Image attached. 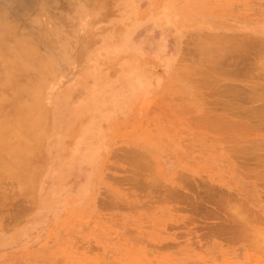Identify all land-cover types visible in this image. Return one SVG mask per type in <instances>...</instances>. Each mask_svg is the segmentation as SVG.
I'll list each match as a JSON object with an SVG mask.
<instances>
[{
  "label": "rangeland",
  "instance_id": "rangeland-1",
  "mask_svg": "<svg viewBox=\"0 0 264 264\" xmlns=\"http://www.w3.org/2000/svg\"><path fill=\"white\" fill-rule=\"evenodd\" d=\"M263 67L264 0H0V264H264Z\"/></svg>",
  "mask_w": 264,
  "mask_h": 264
},
{
  "label": "bare ground",
  "instance_id": "bare-ground-1",
  "mask_svg": "<svg viewBox=\"0 0 264 264\" xmlns=\"http://www.w3.org/2000/svg\"><path fill=\"white\" fill-rule=\"evenodd\" d=\"M7 1H8V0H7ZM10 1H11V0H10ZM23 2H24V1H23ZM2 6H3V5H2ZM1 9H2V8H1ZM2 10H3V9H2ZM2 12H3V11H2ZM3 14H5V13H3ZM1 15H2V14H1ZM5 15H6V14H5ZM3 16H4V15H3ZM5 18H6V17H5ZM2 22H3V21H2ZM2 25H3V24H2ZM189 42H190V40H189ZM217 42H218V41H217ZM219 42H220V41H219ZM219 42H218V43H219ZM223 43H224V42H223ZM232 44H234V43H232ZM221 45H222V42H221ZM234 45H235V44H234ZM219 46H220V45H219ZM238 46H239V45H238ZM216 47H217V46H216ZM232 47H235V46H232ZM242 47H243V46H242ZM223 48H224V47H222V49H221V54H222V50H223ZM226 48H227V47H226ZM228 48H229V47H228ZM238 48H240V46H239ZM212 49H213V48H212ZM210 50H211V49H210ZM227 50H228V49H227ZM234 50H235V49H234ZM224 51H225V49H224ZM224 51H223V52H224ZM211 52H212V51H211ZM211 52H210V53H211ZM214 52L216 53V51H214ZM218 52H219V50H218ZM226 52H228V51H226ZM207 53H208V52H207ZM213 54H214V53H213ZM211 55H212V54H211ZM257 55H258V54H257ZM211 58H212V57H211ZM211 58H210V59H211ZM205 59H206V58H205ZM210 59H209V61H210ZM214 59H215V58H214ZM256 59L258 60L257 56H256ZM256 59L254 60V63H255V61H257ZM11 61H12V60H11ZM245 61H246V60H245ZM249 61H250V60H249ZM251 61H252V60H251ZM251 61H250V62H251ZM259 61H260V60H259ZM232 62H233V61H232ZM243 63H245V62H243ZM246 63H247V62H246ZM248 64H249V63H248ZM250 64H252V63H250ZM250 64H249V65H250ZM233 65H234V64H233ZM241 65H242V64H241ZM243 65H244V64H243ZM245 65H246V64H245ZM245 65H244V66H245ZM234 66H236V65H234ZM259 66H260V64H259ZM257 67H258V66H257ZM260 67H261V66H260ZM240 68H242V66H240ZM240 68L237 67V70L240 69ZM255 68H256V67H255ZM263 68H264V67H263ZM11 69H12V68H11ZM12 70H13V69H12ZM253 70H254V68H253ZM253 70H252V71H253ZM256 70H257V68H256ZM1 71H2V70H1ZM230 71H232V70H230ZM234 71H235V70H234ZM238 71H240V70H238ZM235 72L237 73V71H235ZM239 73H240V72H239ZM229 74L231 75V74H233V73L231 72V73H229ZM262 74H264V73H262ZM4 75H6V74H4ZM244 75H245V74H244ZM237 76H238V74H237ZM239 76H240V74H239ZM242 76H243V75H242ZM261 76H263V75H261ZM3 77H4V76H3ZM257 77H258V75H257ZM259 77H260V76H259ZM209 78H210V77H209ZM209 78H208V79H209ZM260 78H261V77H260ZM5 79H6V78H5ZM204 80H205V79H204ZM6 82H7V81H6ZM200 83H201V81H200ZM204 84H205V83H204ZM207 84H208V83H207ZM210 84H211V83H210ZM251 87H253V88H251ZM261 87H262V86H261ZM250 88H251L252 92L258 91V90H257V86H255V87H254V86H250ZM263 88H264V87H263ZM228 91H229V90H228ZM237 91H238V90H237ZM239 91H240V90H239ZM240 92H241V91H240ZM242 92H243V91H242ZM242 92H241V93H242ZM246 92H247V91H246ZM259 92H260V93H258V94L256 93V95H259L260 98H261V99H260V98H259V99L262 100V101L264 102V89H263L262 92H261V91H259ZM226 93H227V91H226ZM237 93H238V92H237ZM237 93H235L236 96H237ZM254 94H255V93H254ZM241 95H242V94H241ZM248 95H249V94H247V96H248ZM226 96H227V95H226ZM233 96H234V95H233ZM239 98H241V97H239ZM237 99H238V98H237ZM263 105H264V103H263ZM259 109H260V108H259ZM261 110H262V109H261ZM263 111H264V110H262V112H263ZM263 113H264V112H263ZM263 113H261V114H263ZM261 114H260V115H261ZM260 117H261V116H260ZM262 117L264 118V116H262ZM263 120H264V119H263ZM259 140H260V139H259ZM259 142H260V141H259ZM256 145H258V144H256ZM252 146H253V145H252ZM254 146H255V145H254ZM258 146H259V145H258ZM247 147H248V146H247ZM238 148H239V147H238ZM242 148H243V147H242ZM245 148H246V147H245ZM245 148H244V149H245ZM249 148H250V147H249ZM255 148L258 149L256 146H255ZM244 149H240V148H239L240 151H242V150H244ZM253 149H254V147L252 148V151H253ZM256 149H255V150H256ZM239 150H238V151H239ZM255 150H254V151H255ZM240 151H239V152H240ZM246 151H247V152H248V151H251V148H250V149H247V150H245V151H243V152L247 153ZM252 151H251V152H252ZM254 151H253V152H254ZM235 152H236V151H235ZM243 152H242V153H243ZM245 153H243V154L245 155ZM240 154H241V153H240ZM138 164H139V163H138ZM138 164H137V165H138ZM242 205H243V204H242ZM242 205H240V207H242ZM236 207H237V205H236ZM236 207H235V208H236ZM242 208H243V207H242ZM238 209H240V208L238 207Z\"/></svg>",
  "mask_w": 264,
  "mask_h": 264
}]
</instances>
